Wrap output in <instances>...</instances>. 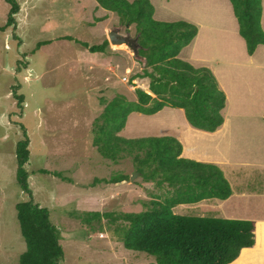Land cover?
I'll use <instances>...</instances> for the list:
<instances>
[{
	"label": "rangeland",
	"instance_id": "obj_1",
	"mask_svg": "<svg viewBox=\"0 0 264 264\" xmlns=\"http://www.w3.org/2000/svg\"><path fill=\"white\" fill-rule=\"evenodd\" d=\"M18 1L17 26L0 30V264H19L26 248L16 209L17 203L31 199L16 177L22 128L30 139L26 171L34 201L50 211L54 224L61 221L56 225L65 250L62 264L155 263L144 253L126 249L116 228L127 222L121 218L111 223L105 214L140 213L171 189L146 182L129 158L117 164L105 159L92 134L106 103L118 94L136 101L137 89L150 93L151 80H131L145 66L126 45H111L113 50L105 55L76 42L99 45L118 30L138 44L135 24L124 25L96 0ZM151 1L156 20L187 21L199 27L198 37L180 58L214 72L227 95L225 123L214 133L197 130L184 110L167 106L155 115L132 113L120 135L175 137L183 144L182 157L221 166L233 195L227 201L179 205L176 214L237 220L254 213L264 216V46L253 56L247 53L228 0ZM9 11L10 5L0 0V26L6 24ZM46 40L53 42L34 50ZM55 172L70 182L52 175ZM119 173L131 178L119 184H94ZM85 212L102 214L96 231L67 216ZM263 258L259 253L245 254L234 264Z\"/></svg>",
	"mask_w": 264,
	"mask_h": 264
},
{
	"label": "trees",
	"instance_id": "obj_2",
	"mask_svg": "<svg viewBox=\"0 0 264 264\" xmlns=\"http://www.w3.org/2000/svg\"><path fill=\"white\" fill-rule=\"evenodd\" d=\"M5 1L10 5V11L6 24L0 26L2 31L17 26V15L21 9L18 0ZM96 1L100 8L116 13L124 25L135 24L136 46L139 45L136 54L145 69L131 80L147 78L151 81L150 93L141 88L135 91L136 101L118 94L105 104L101 117L93 123L94 143L105 159L117 164L121 159L129 158L146 182L154 181L159 188L168 185L171 189L164 196L150 201L147 209L140 213L105 214L111 223L121 218L127 222L116 228L123 246L154 258L155 263L152 264H234L245 254L261 250L262 247L249 250L256 244V234L257 247L264 245V226L261 223L174 212L179 205L198 204L208 199L227 201L233 195V189L221 166L182 157L183 144L175 137L128 139L120 135L132 113L155 115L167 106L184 110L187 121L197 130L214 133L224 125L227 95L220 88L214 72L208 67H195L180 58L183 49L198 36L199 27L187 21L156 20L151 0ZM228 1L233 7L247 53L253 56L259 46H264L263 0ZM66 40L74 39L66 37ZM52 42H39L34 50L38 51ZM76 42L94 54L109 55L113 50L108 39L99 45ZM22 102L23 97L19 103L22 105ZM22 130L24 138L17 143L16 149V177L31 199L16 205L21 235L26 244L25 251L19 255V264H62L65 250L56 225L61 221L54 224L50 211L34 201L26 171L31 155L30 139L25 129ZM52 175L71 180L61 172ZM130 178V175L119 173L110 179H97L94 184H119ZM70 215L67 216L81 219L92 232L101 227L100 212ZM95 221H98L96 225Z\"/></svg>",
	"mask_w": 264,
	"mask_h": 264
},
{
	"label": "water",
	"instance_id": "obj_3",
	"mask_svg": "<svg viewBox=\"0 0 264 264\" xmlns=\"http://www.w3.org/2000/svg\"><path fill=\"white\" fill-rule=\"evenodd\" d=\"M108 40L110 45L114 46H122L126 45L129 49H131L134 53H137L136 42L131 39L129 36L122 35L118 30L111 31L108 34ZM135 177L132 178V181Z\"/></svg>",
	"mask_w": 264,
	"mask_h": 264
},
{
	"label": "crops",
	"instance_id": "obj_4",
	"mask_svg": "<svg viewBox=\"0 0 264 264\" xmlns=\"http://www.w3.org/2000/svg\"><path fill=\"white\" fill-rule=\"evenodd\" d=\"M263 7H264V0H263ZM263 16H264V11H263ZM262 20H263V18H262ZM253 215L254 216H239L237 218H239V219H246V220L253 219V221H256L257 223H261L264 226V216H261L260 217L258 213L257 214L254 213ZM257 245H258V237L256 236V244H255L254 247L249 248V250H255V248L257 249V248H261L262 247L261 250L255 252V253L262 254V256L264 257V245H262L260 247L259 246L257 247ZM245 250H248V249H245ZM248 264H264V258L261 261H256L255 259H253V261H250Z\"/></svg>",
	"mask_w": 264,
	"mask_h": 264
}]
</instances>
